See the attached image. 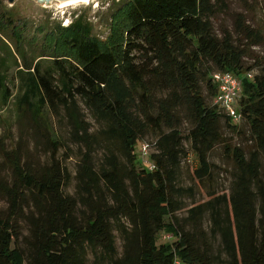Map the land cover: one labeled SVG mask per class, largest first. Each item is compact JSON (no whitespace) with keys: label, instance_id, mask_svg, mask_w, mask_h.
<instances>
[{"label":"trees","instance_id":"16d2710c","mask_svg":"<svg viewBox=\"0 0 264 264\" xmlns=\"http://www.w3.org/2000/svg\"><path fill=\"white\" fill-rule=\"evenodd\" d=\"M87 10L68 24L47 18L32 27L0 0V54L18 59L15 120L43 137L15 138L11 127L0 139L9 173L0 175V264H264V60L248 64L237 41L260 45L262 32L240 17L233 31L218 28L211 0H113L102 33V19ZM1 58L8 107L13 93ZM216 71L240 80L235 107L245 129L208 101L218 93ZM52 113L79 147L75 174L66 164L73 148ZM148 137L153 169L138 151ZM31 142L45 160L34 158ZM218 145L232 163L229 192L214 189L180 216L183 199L194 195L179 183L183 162L192 153L194 182L214 186L222 167L210 154Z\"/></svg>","mask_w":264,"mask_h":264},{"label":"rangeland","instance_id":"374dc122","mask_svg":"<svg viewBox=\"0 0 264 264\" xmlns=\"http://www.w3.org/2000/svg\"><path fill=\"white\" fill-rule=\"evenodd\" d=\"M5 1L7 2V0ZM211 1L214 4V6H216L219 12V15L218 17H216V21H215V24L218 28H228L229 30L233 31L235 28L234 22L237 18L240 17L245 19L246 24L255 26L264 35V0H211ZM112 3L113 0H89L86 2H77L68 6L61 7L58 5L56 1L50 3H41L38 2L37 0H15L13 4L8 3V5L11 7L15 4L18 16L24 17L25 19L29 20L30 25L40 23L42 20H45L47 18H50L51 20H55V21H60L63 25L68 24L71 21L72 16L74 14L80 13L81 10L84 11L85 9H88L87 10L88 15L94 22H96L97 20H99L100 22V20L102 19L101 21L103 22L102 24L101 23L98 24L96 22L97 32L102 33L105 32L104 21L108 15V11ZM32 27L28 31L29 35L33 34L32 31H34V29H32ZM237 41L243 43L245 47L248 49L249 53L248 56L245 58V61L248 64H252L255 61V59L259 57L261 60H264V42L260 45H252L251 40L243 39L241 37H239ZM12 44L14 45V42H12ZM1 57H5L8 60L4 68L6 67L8 69L7 83L12 90L13 96L11 98L9 106L5 107L4 105H2L1 94H0V107H1L0 139H3V137L8 133L9 129L12 127L11 132L15 138H18L20 133L23 131L27 139L29 140L31 139L33 141L39 140L43 137L38 136V139L36 138L34 139L30 132V128L27 126L25 120L21 122L15 120L16 116H15L14 99H15V95L20 90V79L17 73L18 65L16 64L18 62V59L15 57L14 54L7 55L6 52L4 54L1 53L0 58ZM47 64L48 63L45 62V65ZM254 72L257 73L258 69L255 68ZM207 91L208 89L204 84V92L206 94ZM207 97H208V101L214 103L213 102L214 98L212 96L207 95ZM83 110L87 115L88 120L91 122L93 126V130H97L99 128V124L94 119H92L89 112H87L85 109ZM49 117H50V113H49ZM51 120L54 124L55 130L58 132V134H60V136L61 135L63 136V140L70 141V144L74 151L73 152L74 155L68 159L66 164L69 167V169L72 171V173L75 174L77 168V162L79 159V157L77 156L79 147L72 142L69 135V127L67 126L65 120L63 121L58 120V117L54 113H52L51 115ZM238 125H243V128L244 129L246 128L244 121L243 122L240 121ZM187 128L188 125L185 123L184 129L187 130ZM225 133L228 135V138L232 135V132L227 128L225 129ZM233 137H234L233 140L234 143L238 145L243 144L245 145L246 148L250 146V143H246V140L243 137L237 135H234ZM152 141L153 139L151 137H148V139L143 142V144L146 145L149 154H151L155 150V148L152 146L151 143ZM38 145L39 147H35L34 142L33 144L31 142V148H32L31 151L34 154V158L45 160L47 158L45 155V151L43 150V147L40 146V144ZM186 146L189 147V142H186ZM103 154H104L103 148L100 146H96V152L94 158L97 162H100L102 160ZM210 160L222 167V171L216 174V181L214 186L203 185V184L198 185L194 182V179L191 174V168L197 165V160L192 153H190L187 160L183 162V168L181 169L179 183L185 187L194 188V190L192 191L194 195L190 194L191 196L188 195L183 199L185 203V209H182L178 213L180 216H185L187 214L188 207L192 206L194 203L202 202L209 199L210 198L209 193L214 189L219 194L229 192L231 180H232L230 174L232 170V163L228 161L223 145H218L211 152ZM1 174L6 175L9 173L8 170L5 169V166L2 162V158L0 156V175ZM67 190L70 193H75L76 180H74L70 184V186L67 187ZM4 206H5V202L2 199H0V208ZM204 225L205 227H208L209 222L207 219L204 220ZM167 239L168 238H165V236L161 237V241H168ZM122 245H123L122 239L118 236L117 246L120 252L122 250Z\"/></svg>","mask_w":264,"mask_h":264},{"label":"built area","instance_id":"2783aa9c","mask_svg":"<svg viewBox=\"0 0 264 264\" xmlns=\"http://www.w3.org/2000/svg\"><path fill=\"white\" fill-rule=\"evenodd\" d=\"M213 79L215 82L219 83V89L214 97V103L218 104L222 111L235 122H239L241 120V113L236 109L235 103L241 93L240 80L230 72H216L213 74ZM138 151L144 156V164L148 166V168L153 169L155 165L151 161L150 154L143 142L139 144ZM164 236L165 238H169L171 235L165 234Z\"/></svg>","mask_w":264,"mask_h":264},{"label":"bare ground","instance_id":"6f19581e","mask_svg":"<svg viewBox=\"0 0 264 264\" xmlns=\"http://www.w3.org/2000/svg\"><path fill=\"white\" fill-rule=\"evenodd\" d=\"M89 0H65V1H56L58 3L59 6L63 7V6H68L77 2H86Z\"/></svg>","mask_w":264,"mask_h":264},{"label":"water","instance_id":"95a60500","mask_svg":"<svg viewBox=\"0 0 264 264\" xmlns=\"http://www.w3.org/2000/svg\"><path fill=\"white\" fill-rule=\"evenodd\" d=\"M15 0H7L8 3L10 4H13ZM38 2H41V3H50V2H53V1H65V0H37Z\"/></svg>","mask_w":264,"mask_h":264}]
</instances>
